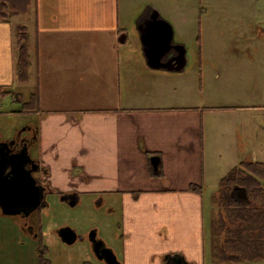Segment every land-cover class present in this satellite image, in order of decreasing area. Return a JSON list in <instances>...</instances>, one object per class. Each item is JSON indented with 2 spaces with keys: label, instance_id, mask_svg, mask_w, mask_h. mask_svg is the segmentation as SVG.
Returning a JSON list of instances; mask_svg holds the SVG:
<instances>
[{
  "label": "crops",
  "instance_id": "1",
  "mask_svg": "<svg viewBox=\"0 0 264 264\" xmlns=\"http://www.w3.org/2000/svg\"><path fill=\"white\" fill-rule=\"evenodd\" d=\"M120 2L32 0L27 13L33 17V44L27 49L25 81L16 76L11 17L0 21V87L20 103L17 114L38 119L24 129L36 131L33 154L44 171L39 180L49 191L44 207H57L73 221L80 209L94 218L99 211L96 238L106 237L101 229L109 233L111 240L103 243L121 264H174V255L205 264V192L218 188L242 162L264 165V105L221 104L210 93L224 66H233L224 55L239 49H185L188 62L182 70L149 67L139 45L121 44L131 27L138 36L137 24L154 8L134 16L130 25ZM170 24L171 44H182L173 43L177 32ZM82 39L87 49H80ZM172 51L177 52L167 53ZM212 55L218 57L211 72ZM15 80L33 82L26 98L12 88ZM32 95L34 104L24 110L22 101ZM192 184L202 193L189 190ZM32 220L34 239L49 238L63 247L58 228L55 234L46 229L40 212ZM83 246L81 255L44 257L45 264H106Z\"/></svg>",
  "mask_w": 264,
  "mask_h": 264
},
{
  "label": "rangeland",
  "instance_id": "2",
  "mask_svg": "<svg viewBox=\"0 0 264 264\" xmlns=\"http://www.w3.org/2000/svg\"><path fill=\"white\" fill-rule=\"evenodd\" d=\"M150 6L157 10L162 18L167 21L171 20L169 22L174 25L177 32L174 37L175 41L184 44L188 49L240 50L238 54L224 55L227 63L230 58L233 66L229 69L224 66V72L220 71L219 79H214V88L210 93L220 98L217 102L264 105V0H121L120 2L122 14L128 16L130 25H132L131 21L134 16L148 11ZM183 17L187 22L182 21ZM32 18L29 13L11 17L14 39L16 26L28 27L30 38L29 43L27 42V49L30 50H32L33 38L31 36L34 31ZM136 35L137 32L131 27L127 41L121 46L131 49L134 44H137L141 47L139 36ZM84 40L82 39L80 49H87L89 46ZM13 47L17 55L16 43H13ZM241 49L256 50L246 54ZM217 57L215 60L212 55L214 66H211V72L217 66ZM190 63L191 67L197 64L193 56ZM12 88L20 90L26 98L27 93L34 89V84L33 82L23 84L15 80ZM17 110H20L19 102L15 101L12 96L1 97L0 95V142L23 131L28 122L38 120L31 114H17L15 112ZM238 198L243 200L244 196L238 194ZM204 206L205 264H264V259L247 263L218 261L215 256L217 248L215 229L219 214L217 188L205 192ZM39 212L43 216L45 228H51L52 234H55L54 230L59 228L56 226L61 222L65 224L62 227L68 226L72 229L76 224L77 240L70 245L62 243L63 247H58L45 237L40 242V238L34 239L19 227V216L0 214V264H38L39 249L45 258H52L56 255H74L75 253L81 255L84 253L82 250L85 246L83 245L92 249L89 240L91 231H95L96 236H100L93 226L94 220L99 221V211H96L97 217L94 218L90 213L86 214L80 209L74 213V218L77 219L74 221L71 214H62L57 207H42ZM33 217L34 215L29 220L30 224ZM100 232L106 236L101 240L108 244L107 242L111 240L109 233L105 229H101ZM89 253L94 254L92 251Z\"/></svg>",
  "mask_w": 264,
  "mask_h": 264
},
{
  "label": "trees",
  "instance_id": "3",
  "mask_svg": "<svg viewBox=\"0 0 264 264\" xmlns=\"http://www.w3.org/2000/svg\"><path fill=\"white\" fill-rule=\"evenodd\" d=\"M32 0H0V21L12 16L26 14ZM18 47L15 69L17 79L27 78V32L25 26L15 29ZM11 91L0 87L1 97ZM32 95L29 102H23L27 110L34 104ZM148 154V153H146ZM158 176L163 177L160 170ZM189 190L202 193V187L192 184ZM242 194L244 199L238 198ZM219 214L216 221V258L222 263H247L264 259V165L259 161L242 162L232 167L220 180L217 188ZM41 246V245H40ZM40 264H45L41 249Z\"/></svg>",
  "mask_w": 264,
  "mask_h": 264
},
{
  "label": "water",
  "instance_id": "4",
  "mask_svg": "<svg viewBox=\"0 0 264 264\" xmlns=\"http://www.w3.org/2000/svg\"><path fill=\"white\" fill-rule=\"evenodd\" d=\"M150 15L151 18L146 21V27L143 28L145 19L137 24L136 28L147 65L154 69L182 70L188 62L185 51L187 47L182 44H171L174 33L172 25L166 19L159 18L157 10L153 9ZM125 37L126 35L122 33L119 41L123 43ZM173 46L179 49H169ZM170 50L177 52L168 60H162V57ZM9 142L12 144L14 139ZM0 145L4 148L7 142L2 141ZM150 161L154 167L157 166V157L152 156ZM30 164L33 165L29 167ZM38 170L39 162L34 163L27 148L16 152L7 151L0 156V214L27 217L44 206L46 187L33 175ZM56 233L66 244H72L77 240L76 232L68 226L58 228ZM89 240L93 253L99 260L106 264H121L112 250L96 238L95 231H91ZM170 260L174 264H188L178 255L171 256Z\"/></svg>",
  "mask_w": 264,
  "mask_h": 264
},
{
  "label": "flooded vegetation",
  "instance_id": "5",
  "mask_svg": "<svg viewBox=\"0 0 264 264\" xmlns=\"http://www.w3.org/2000/svg\"><path fill=\"white\" fill-rule=\"evenodd\" d=\"M151 18V15L149 14L147 19L144 21L143 23V28L146 27V21L149 20ZM174 39H173V43H174ZM178 42V41H175ZM179 43V42H178ZM175 44V43H174ZM172 44V45H174ZM169 49H179L176 47H171ZM182 49V48H181ZM188 49V48H187ZM175 54L173 53V51L171 53H167L164 56V60H167L169 58H171L172 56H174ZM181 59V58H178ZM183 60V59H182ZM27 129V130H26ZM26 129H24L23 131H19L17 132L13 137H11L10 139L6 140L5 142H7V146H5L4 148L1 147L0 145V156L3 155V153L10 151V152H16L19 151L23 148H27V150L29 151L31 157L34 159V163H37V158L34 156L33 151L35 149L36 146V131L34 128H29L27 127ZM11 139H14V142L11 144L9 141ZM33 164H30L29 167H31ZM44 171L43 169L40 167L39 164V170L37 172H34L33 175L34 177H36V179H40L39 178V174H42ZM40 181V180H39ZM46 187V186H45ZM46 192L48 193L49 191L46 188ZM45 201H44V205H45ZM44 207V206H43ZM42 208V207H41ZM40 209L32 212L29 216L25 217V216H19V227L26 233H32L34 235H37V232L33 230V225L32 223L30 224L29 220L33 215H36L39 212Z\"/></svg>",
  "mask_w": 264,
  "mask_h": 264
}]
</instances>
